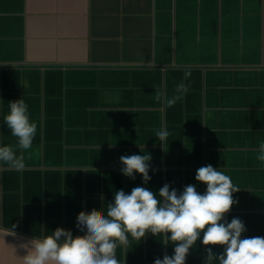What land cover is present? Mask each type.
Here are the masks:
<instances>
[{
	"label": "crops",
	"instance_id": "crops-1",
	"mask_svg": "<svg viewBox=\"0 0 264 264\" xmlns=\"http://www.w3.org/2000/svg\"><path fill=\"white\" fill-rule=\"evenodd\" d=\"M21 98L37 132L22 169L0 163V264L58 227L84 235L78 214L116 191L202 194L208 164L241 190L225 220L264 237V0H0V146L16 148L4 117ZM133 154L151 156L146 184L121 172ZM129 240L120 264L174 254L150 233ZM206 255L198 240L186 264Z\"/></svg>",
	"mask_w": 264,
	"mask_h": 264
},
{
	"label": "clouds",
	"instance_id": "clouds-1",
	"mask_svg": "<svg viewBox=\"0 0 264 264\" xmlns=\"http://www.w3.org/2000/svg\"><path fill=\"white\" fill-rule=\"evenodd\" d=\"M179 98L168 100V106ZM8 106L4 121L17 144L15 149L0 146V163L22 169L25 165L17 149L27 151L32 147L37 124L30 120L28 105L22 98L10 101ZM169 135L164 128L156 132L161 142ZM119 159L123 175L135 179L134 174L138 173L145 184L151 179L150 154L122 155ZM256 159L264 164V143L259 146ZM195 180L206 185L204 193L191 184L182 193L170 189L169 184L161 187L158 195L140 186L130 194L116 191L106 212L102 207L78 214L76 226L84 235L74 236L71 230L58 227L51 235L33 238L23 245L28 249L22 257L23 264H120L117 249H126L129 237L140 242L149 233L174 246L172 256L165 254L162 259L156 258L154 264H186L189 251L198 240L206 246L204 264H264V237L242 236L247 229L238 217L231 222L225 220L238 203L233 193L241 191L231 177L208 164L197 169ZM213 246H222L223 253L214 254Z\"/></svg>",
	"mask_w": 264,
	"mask_h": 264
}]
</instances>
